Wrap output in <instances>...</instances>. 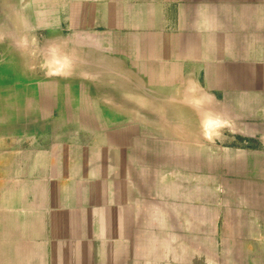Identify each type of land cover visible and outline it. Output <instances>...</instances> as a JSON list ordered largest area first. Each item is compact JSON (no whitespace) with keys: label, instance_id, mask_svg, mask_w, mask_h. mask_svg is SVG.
Segmentation results:
<instances>
[{"label":"crops","instance_id":"crops-1","mask_svg":"<svg viewBox=\"0 0 264 264\" xmlns=\"http://www.w3.org/2000/svg\"><path fill=\"white\" fill-rule=\"evenodd\" d=\"M48 7L62 31L108 34L97 48L108 52L111 78L140 81L141 111L220 121L213 139L204 126L194 136H158L157 171L200 179L222 264H264V0H48ZM50 174L43 150L0 148V264H68L54 230Z\"/></svg>","mask_w":264,"mask_h":264},{"label":"rangeland","instance_id":"rangeland-1","mask_svg":"<svg viewBox=\"0 0 264 264\" xmlns=\"http://www.w3.org/2000/svg\"><path fill=\"white\" fill-rule=\"evenodd\" d=\"M1 6H4L3 0H0V21L4 22L0 24V44L9 43L10 38L17 36L7 37L6 32H21L18 19ZM31 23V27L24 24L21 30L26 32L31 50L41 54L47 30L48 38L50 33L60 30L44 24L43 20ZM62 38L67 46L86 44L91 49L110 42L107 33L64 32ZM50 51L68 56L65 51L48 46ZM98 51L106 63L92 66L109 75L108 52ZM2 58L0 54V60ZM37 66L47 73L49 70V78L55 80L62 76L60 67L72 71L77 63L64 57L48 56L39 58ZM112 67L123 69L124 63L120 66L114 63ZM3 79L8 76L4 75ZM38 79V88L46 93L41 97L31 94L29 110L13 108L9 99L0 104V148H34L46 153L51 164L53 222L62 262L222 264L210 238L212 226L208 217L206 219L205 206L208 193L202 189L200 179L195 180L194 175L172 171H165L163 175L157 171L155 144L151 142L161 135L157 130L144 128L145 122L140 121L143 117L140 82L129 81L137 86L131 95L125 94L123 88L109 90L105 87L108 81L79 75L71 77L69 84L66 79L61 90H55L57 96H51L48 95L51 81ZM94 83L104 88L85 93L97 94L98 102L85 100L84 107L80 108L100 111V121L90 124L82 122L83 115L71 117L65 111L69 106L63 103V95L67 93V84L70 93H81L74 87ZM33 85L36 84L33 82ZM110 87L113 88L111 83ZM2 93L11 98V89L0 91ZM108 101L111 110L104 105ZM117 110H126L127 114H116ZM203 129L210 139L222 132L220 121L206 122Z\"/></svg>","mask_w":264,"mask_h":264},{"label":"bare ground","instance_id":"bare-ground-1","mask_svg":"<svg viewBox=\"0 0 264 264\" xmlns=\"http://www.w3.org/2000/svg\"><path fill=\"white\" fill-rule=\"evenodd\" d=\"M3 2L4 6H1V8L4 10L9 9L10 14L18 19V23L20 24V30L18 31L21 32L17 33L12 30L8 33L6 32L7 37H11L13 34L17 36L14 39L10 38L8 40L9 43H7V41H2V44H0V54L3 57L0 60V91L11 89V98H8L5 93L0 94V104L6 103L9 99L11 105H13V108L19 110L18 108L25 107L23 109L29 110L31 107V100L29 98L30 95L36 94L37 96L41 97L46 93L44 92V90L40 91V89L38 88L37 81L40 80L38 78H47L45 80H42L44 82L51 81L50 83H48V95L51 96H57L55 90H61V85L66 84V79L67 83L69 84L71 81V77H79V75H89L91 79H98L104 82L108 81L105 87H107L109 90H121L123 88L125 90L127 89L128 91H133L137 89L136 85L130 84L126 79L111 78L110 75L107 74V71L100 70L96 66H92L93 64L96 65L105 60L104 57L101 58L103 55L98 51L97 45V50L95 48H93L94 50L88 48L87 46H85L86 44L80 45L79 47L67 46L62 38V35L66 31H62L58 27L55 28L59 29L60 31L55 30L56 32L50 33L49 38L47 30L45 39L46 45L44 46L41 54H38L35 51L31 50L30 45L27 43L29 38L26 32L21 30L22 26L25 24L27 27H31V22H33L34 20H43L45 22L44 24L52 26L48 19V14L50 13L48 0H3ZM7 3L9 7H6ZM53 4L54 1H52L50 5L53 6ZM43 17H45V19ZM3 23L4 22L2 19L0 21V24ZM13 24L17 25V22L14 21ZM44 24L42 23L43 26ZM48 46L53 50L55 48L65 51L68 56L62 55L61 52H48ZM48 56H57L58 59H62V57L68 58V61L77 63V66L72 69V71L71 68L65 70L63 69V66L60 67L61 69L59 68V72L60 74H62V76L56 78L55 80H51L49 78L50 71L48 70L47 73L37 66L39 64V58H48ZM106 60L109 61V58H107ZM116 64L120 66V63ZM125 70L126 66H124L123 68V71ZM4 75L8 76V79H3ZM63 76L68 78H65ZM53 80L56 81L55 85L52 84ZM33 82L36 85H33ZM110 83L112 84L113 88L110 87ZM68 84L66 89L69 90ZM102 88H104L103 85L94 83L89 86L87 84H79L78 86L74 87L76 91H80L81 93H70V91L67 90V93L63 95L65 99L63 103L65 105H68L69 108L66 107L67 110L65 111H67L71 117H75L77 114L83 115L84 118H82V122H87L90 124H92L94 121L99 122L102 117L100 111H94L96 109L89 110L86 108H80L84 107L83 105H85V100H89L95 104L98 102L97 94L85 92H98ZM63 89H65V87ZM50 90H52V92H50ZM104 105L108 107V110H111L109 109L111 106L109 101ZM114 112L120 115L127 114L126 110H117ZM204 119H206V122L210 120V118H205V116L201 113H196L193 111L147 110L143 111V117L140 121L142 123L145 122L146 125L143 124V127L148 128V130L152 131L154 129L157 130L158 134L161 136L176 138L178 136H194L200 131V127L204 126L202 125V123H205ZM199 120H202L201 124L197 123ZM211 120L213 122V118ZM151 143L155 144L153 146V150L155 152L154 159L158 164L157 151H159V149H163V145L156 141H153ZM165 162L168 165L172 164L171 159H167Z\"/></svg>","mask_w":264,"mask_h":264}]
</instances>
